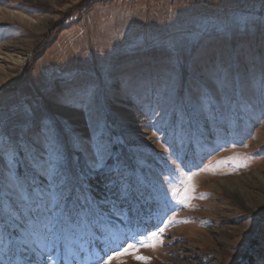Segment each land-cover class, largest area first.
<instances>
[{"label":"rangeland","instance_id":"1","mask_svg":"<svg viewBox=\"0 0 264 264\" xmlns=\"http://www.w3.org/2000/svg\"><path fill=\"white\" fill-rule=\"evenodd\" d=\"M1 78L0 174L34 176L25 132L52 123L77 173L102 139L131 184H85L103 211L79 264H264V0H0Z\"/></svg>","mask_w":264,"mask_h":264},{"label":"snow or ice","instance_id":"2","mask_svg":"<svg viewBox=\"0 0 264 264\" xmlns=\"http://www.w3.org/2000/svg\"><path fill=\"white\" fill-rule=\"evenodd\" d=\"M258 99L264 105V90ZM11 121V113L8 114L7 123L4 114L0 113V152L7 151L12 140L8 132ZM33 134L36 139L30 140L26 155L30 157V170L34 176L21 179L20 169L15 173L8 169L7 174H0V192L3 193L0 195V226L3 231L18 229L20 236L19 245L10 239L7 241L4 254L8 255L9 264L19 257H24L26 264H46V261L53 259H57V264H79V254L85 251L80 242L83 234L101 222L103 211L90 190L91 185L86 188L85 184L102 174L106 187L123 200L128 199L131 184H126L123 172L115 169L105 171L107 147L102 139L92 151L89 171L85 174L77 173L70 159L61 158V153L55 147L52 123H41L35 132L32 129L25 132L26 137ZM74 140L80 141L81 138L76 136ZM45 143L47 147H44ZM32 148H36V151L33 152ZM42 148L47 155L41 154ZM36 177L39 178L38 183ZM163 231L161 228L151 235L155 237ZM133 247L129 244L119 254H131L128 249ZM30 252L32 255H28ZM85 259L88 257L85 256ZM112 259L111 255L107 260L98 257L96 264H110ZM136 259L148 258L136 256Z\"/></svg>","mask_w":264,"mask_h":264},{"label":"bare ground","instance_id":"3","mask_svg":"<svg viewBox=\"0 0 264 264\" xmlns=\"http://www.w3.org/2000/svg\"><path fill=\"white\" fill-rule=\"evenodd\" d=\"M6 82L5 79L1 78L0 79V85H3ZM226 184V183H225ZM247 184V183H246ZM227 187L229 190L231 191H235V190H241L243 191V194H245L246 198H248L249 201L252 200V197L254 195L250 194L239 182L238 180H234V181H230L229 183H227Z\"/></svg>","mask_w":264,"mask_h":264}]
</instances>
